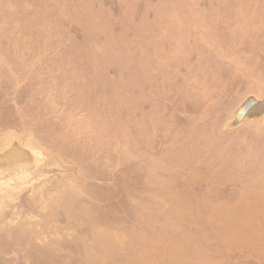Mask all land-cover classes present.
Here are the masks:
<instances>
[{
    "label": "rangeland",
    "instance_id": "1",
    "mask_svg": "<svg viewBox=\"0 0 264 264\" xmlns=\"http://www.w3.org/2000/svg\"><path fill=\"white\" fill-rule=\"evenodd\" d=\"M0 182V264H264V0H0Z\"/></svg>",
    "mask_w": 264,
    "mask_h": 264
},
{
    "label": "bare ground",
    "instance_id": "2",
    "mask_svg": "<svg viewBox=\"0 0 264 264\" xmlns=\"http://www.w3.org/2000/svg\"><path fill=\"white\" fill-rule=\"evenodd\" d=\"M17 148V147H16ZM21 148V147H20ZM24 148V147H23ZM4 152V151H3ZM2 160V159H1ZM6 167V166H5ZM25 167V166H24ZM1 183V182H0ZM2 191V190H1ZM14 209V208H13ZM8 213V212H7Z\"/></svg>",
    "mask_w": 264,
    "mask_h": 264
}]
</instances>
